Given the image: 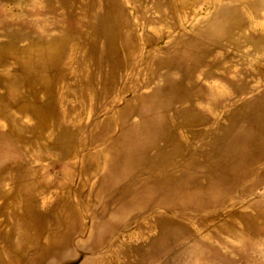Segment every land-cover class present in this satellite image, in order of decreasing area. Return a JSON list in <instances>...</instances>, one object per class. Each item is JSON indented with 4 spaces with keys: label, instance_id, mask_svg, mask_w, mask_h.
Wrapping results in <instances>:
<instances>
[{
    "label": "rangeland",
    "instance_id": "obj_1",
    "mask_svg": "<svg viewBox=\"0 0 264 264\" xmlns=\"http://www.w3.org/2000/svg\"><path fill=\"white\" fill-rule=\"evenodd\" d=\"M230 4L247 59L206 60L218 36L240 46L224 27L201 56L189 35L186 56L150 57ZM76 18L87 33L60 59ZM203 66L248 71L208 117ZM161 67L181 80L158 85ZM0 264H264V0H0Z\"/></svg>",
    "mask_w": 264,
    "mask_h": 264
},
{
    "label": "crops",
    "instance_id": "obj_2",
    "mask_svg": "<svg viewBox=\"0 0 264 264\" xmlns=\"http://www.w3.org/2000/svg\"><path fill=\"white\" fill-rule=\"evenodd\" d=\"M164 7V8H163ZM157 9V8H156ZM158 10L160 11L161 15H164V19L165 20H171V25L173 26H181L178 18H179V8H176V13L175 11L174 14L168 9L167 6H161L160 8H158ZM104 11V8H103ZM102 11V12H103ZM119 12H121L120 14L123 17V21L121 23L120 27V38H117V43L119 45L122 46V41H123V34L126 30V28H122L123 22H127L130 26L128 17H127V13L126 10L124 8H119L118 9ZM101 12V15H102ZM97 13V12H96ZM95 13V14H96ZM164 19H162L161 21H163ZM70 26H73V29L70 28L68 29V31L63 35V37L61 38H54V41H58L57 43H62L63 46H59L56 49V53L59 54L60 59L64 58V55L66 53L65 48H66V43L68 42L67 39H69L70 37H74L77 44L82 43L84 40V36H82V34L85 32L87 33V24H84L83 20L81 18H76V19H71L70 22ZM83 26L85 27L83 29ZM213 28L212 32L209 33V28ZM215 27H224V29L227 28L226 33L228 34V36L230 37V39L235 41L240 42V46H234L231 43L227 42V39L225 36H218L216 37L217 40L221 43L220 47L215 49L213 48V50L211 51L210 55L206 58V60L211 61L214 58L219 60V63H221L223 66H228L231 68V65H233V59L234 58H241V59H247V57L244 55L245 52H248V47L249 45L252 46L247 40L246 37L248 35H252L248 33L247 31V22L245 19V16L243 17V10L242 8L238 7L237 5H222L216 8V10H214V12L212 13L211 16H209L205 21L202 22L201 26H197L194 25L193 27H191L188 31H183L181 32V34H178L173 41L166 46L165 48H160L159 50V57L156 56H152V54H150L151 58L154 59H167L171 56H173V52L179 51L182 47V44L186 41H189V35H193L197 40V42H199L198 46H196V50H197V56L200 55V49L204 48V49H211V40H213V36L215 33ZM193 28V30H192ZM215 37V36H214ZM103 40V46H104V39L103 37L101 38ZM136 42V39L134 40ZM251 41L253 43L255 42L254 37L251 38ZM154 38H152L150 36V43H147V46L149 47V50L152 51V47L155 44L154 43ZM181 44V45H180ZM73 46V45H72ZM81 53L83 52V58H85L87 56V52H86V46L81 44ZM261 48L263 49V47L261 46ZM155 49H158V47H156ZM183 51H182V56H186V51H184L185 49L182 47ZM103 50V47L102 49ZM59 51V52H58ZM157 52V51H156ZM218 52L219 55H217L216 53ZM123 53H119L118 57L123 59L124 58V54ZM189 56V58H191V55H187ZM201 56V55H200ZM80 58H82V55H80ZM209 62L205 63L208 64ZM244 64H242L243 66ZM234 66V65H233ZM239 67V69H235V71L233 72V70H228L227 72L223 71L221 68L218 69H209L208 66H203L199 69H197L196 71L193 72V74H191L192 80L195 82L196 86L195 89L198 91L197 94H199L200 98H197V100L195 101V105L197 107H199L200 109H202L203 113L205 115H207V117L209 116V114H207V111H204L203 107H208L210 105L211 101H216L215 99V95H216V90L223 86V85H228L230 90L233 91L231 84H229V80H233L236 81L235 85L236 86H242L245 85V89L244 91H246V87H247V81L246 79H242L240 77H237L236 79H233L231 77V75H240V74H244L245 76L247 71V68L244 69L243 67ZM243 68V70H242ZM53 71V70H52ZM53 73H55V70L53 71ZM52 73V74H53ZM157 78L160 77L162 80L161 84L158 85H162L164 78L168 77L170 80H174V81H180L181 80V72L175 70V71H170L167 69V67H161L158 70L157 73ZM165 76V77H164ZM223 76H225L223 78ZM64 77V75H63ZM155 78V80L157 79ZM202 79V80H201ZM208 82L207 84L204 83H200V82ZM57 84V82L52 83V89L55 90V85ZM157 85V86H158ZM155 87V86H154ZM243 91V92H244ZM234 92V91H233ZM241 92V93H243ZM236 93V92H234ZM239 93V94H241ZM237 94V93H236ZM134 103V102H133ZM206 110V109H205ZM214 120V122H216L215 118L212 119V121Z\"/></svg>",
    "mask_w": 264,
    "mask_h": 264
}]
</instances>
